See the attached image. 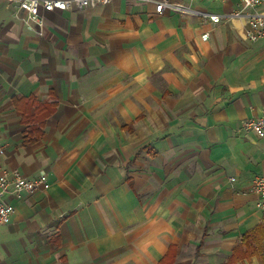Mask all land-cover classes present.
<instances>
[{
  "label": "crops",
  "instance_id": "1",
  "mask_svg": "<svg viewBox=\"0 0 264 264\" xmlns=\"http://www.w3.org/2000/svg\"><path fill=\"white\" fill-rule=\"evenodd\" d=\"M239 4L112 0L43 11L39 33L0 0V165L48 184L10 199L0 264H264V138L243 129L264 40Z\"/></svg>",
  "mask_w": 264,
  "mask_h": 264
},
{
  "label": "built area",
  "instance_id": "2",
  "mask_svg": "<svg viewBox=\"0 0 264 264\" xmlns=\"http://www.w3.org/2000/svg\"><path fill=\"white\" fill-rule=\"evenodd\" d=\"M112 0H5L9 6H17L20 11L26 13L23 20L28 24L30 29L38 27L39 33L45 27L44 12H54L57 10L66 11L72 10L74 7L86 8L90 6H97L99 4H108ZM213 2H220L224 0H211ZM264 6V0H240V4L233 12L231 17L244 18L250 25L248 37L251 40H264V11H258ZM171 8L173 11L185 14H193L197 17L210 18L215 23H219L220 16H211L200 11H192L182 4H172L162 2L157 4V12L161 13L165 8ZM210 33L203 35V41H208ZM243 129L246 132H254L260 138H264V110L259 117L249 119L245 122ZM6 147L0 145V157L5 153ZM232 181H236L232 178ZM40 186L47 187V177L42 176L37 179L25 177L18 170L2 169L0 165V227L8 226L13 222L16 214V207L10 199L16 198L23 200L36 192ZM251 189L256 193L257 208L264 214V174L257 175L252 181Z\"/></svg>",
  "mask_w": 264,
  "mask_h": 264
},
{
  "label": "trees",
  "instance_id": "3",
  "mask_svg": "<svg viewBox=\"0 0 264 264\" xmlns=\"http://www.w3.org/2000/svg\"><path fill=\"white\" fill-rule=\"evenodd\" d=\"M55 108H56V105L52 104V105H47V106H44L42 108V117H41V123H40V126H44V123H45V119L50 116L54 111H55ZM40 115H41V112H40ZM35 118L32 117L31 118V121H34ZM42 129V128H41ZM40 130V129H39ZM41 132V130H40ZM41 136V135H40ZM35 142V141H32V143ZM26 143H29V141L27 140Z\"/></svg>",
  "mask_w": 264,
  "mask_h": 264
}]
</instances>
